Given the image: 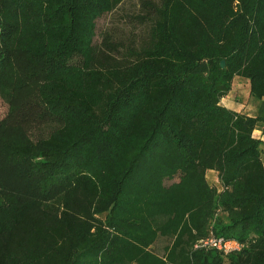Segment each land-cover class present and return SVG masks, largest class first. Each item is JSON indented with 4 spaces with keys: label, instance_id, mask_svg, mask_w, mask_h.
Wrapping results in <instances>:
<instances>
[{
    "label": "trees",
    "instance_id": "trees-1",
    "mask_svg": "<svg viewBox=\"0 0 264 264\" xmlns=\"http://www.w3.org/2000/svg\"><path fill=\"white\" fill-rule=\"evenodd\" d=\"M124 1L0 0V264H264V0Z\"/></svg>",
    "mask_w": 264,
    "mask_h": 264
},
{
    "label": "rangeland",
    "instance_id": "rangeland-1",
    "mask_svg": "<svg viewBox=\"0 0 264 264\" xmlns=\"http://www.w3.org/2000/svg\"><path fill=\"white\" fill-rule=\"evenodd\" d=\"M139 10V0H125L117 10L97 20L96 42H100L103 33L108 32L111 41L128 46L131 40L137 43L146 36V29L139 26L133 18ZM222 105L239 111L249 116H255L260 102L253 99L248 93L246 80L235 78L229 94L222 99ZM8 112L7 102L0 96V120L5 118ZM256 136L260 133L257 130ZM214 179L212 173L208 174V180ZM163 244H159L161 247Z\"/></svg>",
    "mask_w": 264,
    "mask_h": 264
},
{
    "label": "built area",
    "instance_id": "built-area-1",
    "mask_svg": "<svg viewBox=\"0 0 264 264\" xmlns=\"http://www.w3.org/2000/svg\"><path fill=\"white\" fill-rule=\"evenodd\" d=\"M244 245L236 239H225L210 233L206 238L199 240L195 249H213L225 256L241 252Z\"/></svg>",
    "mask_w": 264,
    "mask_h": 264
},
{
    "label": "water",
    "instance_id": "water-1",
    "mask_svg": "<svg viewBox=\"0 0 264 264\" xmlns=\"http://www.w3.org/2000/svg\"><path fill=\"white\" fill-rule=\"evenodd\" d=\"M224 61H222L221 63H220V66L223 68L224 67Z\"/></svg>",
    "mask_w": 264,
    "mask_h": 264
},
{
    "label": "crops",
    "instance_id": "crops-1",
    "mask_svg": "<svg viewBox=\"0 0 264 264\" xmlns=\"http://www.w3.org/2000/svg\"><path fill=\"white\" fill-rule=\"evenodd\" d=\"M257 132V131H256Z\"/></svg>",
    "mask_w": 264,
    "mask_h": 264
}]
</instances>
